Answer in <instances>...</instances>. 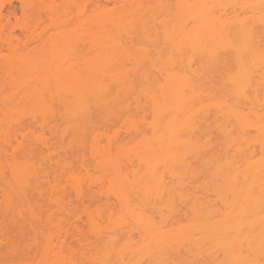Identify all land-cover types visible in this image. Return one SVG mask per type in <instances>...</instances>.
I'll use <instances>...</instances> for the list:
<instances>
[{
    "label": "bare ground",
    "instance_id": "1",
    "mask_svg": "<svg viewBox=\"0 0 264 264\" xmlns=\"http://www.w3.org/2000/svg\"><path fill=\"white\" fill-rule=\"evenodd\" d=\"M19 1L0 0V264H264V0Z\"/></svg>",
    "mask_w": 264,
    "mask_h": 264
},
{
    "label": "rangeland",
    "instance_id": "2",
    "mask_svg": "<svg viewBox=\"0 0 264 264\" xmlns=\"http://www.w3.org/2000/svg\"><path fill=\"white\" fill-rule=\"evenodd\" d=\"M2 1H3V4H4V11H3L4 15H5V14L7 15V13H9V11H13V12H15L17 15L20 13V1H19V0H2ZM56 1H58V2L60 3V2H64L65 0H56ZM74 13H75V12L73 11V9L71 10L70 8H68V9H67V12L64 14V17H66V21H68L69 24L75 23V21H74V18H75V17H74ZM39 15H40L41 18H42L41 21H40L41 26H42V27H49V23H50V14H49L46 10H44V11H41V10H40ZM33 46H35V47L38 46V43H35V44L31 45V47H33ZM3 53L6 54V50H4ZM128 116L130 117L131 115H128ZM132 116H133V115H132ZM201 116H202V115H201ZM201 116H199V117H201ZM121 117H123V116H121ZM121 117H120V118H121ZM126 117H127V116H126ZM133 117H134V116H133ZM138 117H139V116H138ZM138 117H137V118H138ZM120 118H119V119H120ZM122 119H123V118H122ZM118 121H120V120H118ZM120 122H121V121H120ZM120 122H119V123H120ZM121 124H122V123H121ZM120 126H121V125H120ZM122 133H123V132H122ZM214 133H215V132H214ZM215 134H216V133H215ZM212 135H213V134H212ZM216 135H217V134H216ZM213 136H214V135H213ZM218 138H219L218 136L214 137V138H213V141L216 142V139L218 140ZM216 143H217V142H216ZM85 155H88V154H85ZM85 157H86V156H85ZM86 158H87V157H86ZM89 159H90V158H89V156H88V159H87V160H89ZM89 161H90V163H91V159H90ZM198 175H199V174H198ZM166 176H167V175H166ZM199 176H200V175H199ZM199 176H198V177H199ZM190 177L192 178V176H190ZM190 177L188 176L189 179H188V178H187V179L190 180V179H191ZM195 178H196V177H195ZM199 178H200V177H199ZM199 178H198V180H199ZM187 179H185V180H187ZM192 180H193V179H192ZM192 180H190V181H192ZM194 180H195V179H194ZM190 181H188V182L186 183V185H187ZM199 181H200V180H199ZM185 182H186V181H185ZM197 182H198V181H197ZM191 184H192V183H191ZM196 184H197V186L199 185L198 183H196ZM190 186H191V185H190ZM184 187L186 188V189L184 188V190H186L187 193H188V191L191 192L192 189H191V190H188L186 186H184ZM199 187H200V185H199ZM199 187H198V189H199ZM188 188H189V184H188ZM193 189H194V188H193ZM198 189H197V190H198ZM197 190H196V191L193 190L192 193H193V194H194V193H197V192H198ZM194 191H195V192H194ZM199 192L203 193L202 190L199 191ZM97 194H99V193H97ZM101 194H102V196H104L103 193H101ZM101 194H99V195H97V196L100 197ZM72 195H73V194H71L70 196H72ZM102 196H101V199H103V198L105 197V196H104V197H102ZM72 197H73V196H72ZM99 197H98V198H99ZM70 198H71V197H70ZM96 198H97V197H96ZM98 198H97V199H98ZM73 199H74V198L71 199V202L74 201ZM110 199H111V201L109 200V201H110L109 204L111 205V204H112L111 202H113L112 197H111ZM178 199H179V198H178ZM178 199H175V198H174V200L176 201V202L174 201V204H175V205L173 204V206H174V211H175L174 215H175V214L177 215V213L179 214V213H182V212H183V210H181V208H183L182 205H183L184 202L181 200V201H182V202H181L182 204L180 205V206H181V207H180L179 204H178V202H177ZM104 200H105V199H103V202L105 203ZM95 201H96V200H95ZM178 201H179V200H178ZM96 202H97V201H96ZM98 202H99V204L103 203L102 201H101V203H100V200H98ZM113 203H114V202H113ZM73 204H74V202H73ZM177 204H178V205H177ZM102 205H103V204H102ZM107 205H108V204H107ZM156 205H159V204L157 203ZM104 206H105V204H104L102 207H104ZM183 206H184V205H183ZM107 207L109 208L110 206L108 205ZM111 207H112V206H111ZM109 209H110V208H109ZM112 209H114V208H112ZM156 209H157V208H155V210H156ZM183 209H184V208H183ZM155 210L153 209V212H154L155 217H159V218H160V216H158V213H159L158 210H157V211H155ZM165 211H166V209H165ZM184 211H185V210H184ZM155 212H158V213L155 214ZM162 213H164V215H165V213H167V216H170L169 213H168L167 211L164 212V208H163V212H162ZM182 214H183V213H182ZM182 214H180V216H181ZM82 215H83V214H82ZM156 215H157V216H156ZM83 216H84V215H83ZM83 216H82V219H83ZM104 216L107 217V215H105V213H104ZM167 216H166V218H168ZM102 217H103V215H102ZM170 218H175V219H177L178 217L176 218V216L173 217V216L171 215V217H169V220H171ZM103 219H104V217H103ZM103 219H102V220H103ZM105 219H106V218H105ZM160 219H161V218H160ZM160 219L157 218V220H160ZM106 220H107V219H106ZM106 220H105V221H106ZM169 220H168V221H169ZM172 221H174V220H172ZM78 222L81 224L80 226L83 227L82 229H83L84 233L87 234V232H89V230H87L88 227H86L87 225H84V223H81L80 221L77 220V223H78ZM83 222H84V221H83ZM100 222H102V221H101L100 218H99V222H98V223H100ZM103 222H104V221H103ZM103 222H102V223H103ZM169 222H170V221H169ZM104 224H105V223H104ZM83 225H84L85 227H84ZM106 225H107V223H106ZM106 225H105V226H106ZM129 225H130V224H129ZM125 226H128V225L126 224V225H124V227H125ZM102 227H104V226H102ZM80 228H81V227H80ZM85 228H86V229H85ZM125 228H127V227H125ZM127 229H128V228H127ZM118 230H120V229H118ZM107 231H108L107 228H105L104 233H106ZM120 231H121V230H120ZM120 231H119V232H120ZM122 231H123V229H122ZM122 231H121V232H122ZM124 231H125V230H124ZM80 232H81V231H80ZM101 232H102V228H101ZM81 233H82V232H81ZM123 233H124V232H123ZM89 234H90V233H89ZM102 234H103V233H102ZM119 234H121V233H119ZM132 234H134V236H135V233L132 232ZM87 235H88V234H87ZM92 235H93V234H92ZM121 235H123V234H121ZM125 235H126V234H125ZM79 236H80V238H81V235H79ZM84 236H85V235H84ZM126 236H127V235H126ZM82 237H83V235H82ZM88 237H92V236L90 235V236H88ZM122 237H124V236H122ZM122 237H121V239H123ZM27 238H28V236L26 237V239H27ZM29 238H31L30 235H29ZM73 238L75 239V238H79V237H78V236H77V237L75 236V237H73ZM86 238H87V237H86ZM26 239H25V240H26ZM31 239H32V238H31ZM31 239H30L29 241H31ZM71 239H72V238H71ZM81 239H82V238H81ZM81 239H80V240H81ZM90 239L92 240V238H90ZM94 239H96V238H94ZM94 239H93L92 241H94ZM121 239H119V241H121ZM78 240H79V239H78ZM83 240H85V239H83ZM83 240H81V241H83ZM86 240H87V239H86ZM123 240H124V239H123ZM123 240H122V241H123ZM40 241H42V240L40 239ZM71 241H72V240H71ZM75 241H77V240H75ZM88 241H89V240H88ZM122 241H121V242H122ZM72 242H74V241H72ZM83 242H85V241H83ZM90 242H91V241H89L88 244H90ZM25 243H26V242H25ZM27 243H29V242H27ZM119 243H120V242H119ZM71 244H72V243H71ZM81 244H82V242H81ZM24 245H25V244H24ZM75 245H78V244H75ZM82 245H85V243L82 244ZM90 245H91V244H90ZM85 248H87V247H85ZM92 249H93V248H92ZM39 250H40V249H39ZM90 250H91V248H90ZM93 250H94V249H93ZM95 250H96V249H95ZM95 250H94V251H95ZM97 250H98V249H97ZM180 250L183 251V249H180ZM180 250H179V251H180ZM25 251H26V250H25ZM172 252H173V251H172ZM172 252H170V254H171ZM38 253H39V252H38ZM38 253L36 254V252H34V250H29V249H28V251H26V253H25L24 255H27L26 258H28V259L31 261L30 263H33L32 261H33V260H37V258L39 257ZM87 253H88V252L86 251V252H85V256L87 255ZM89 253H91V251H89ZM89 253H88V255L86 256L87 258H88V256H90V255H91V258H92V257H93L92 254H95V252L92 253V254H89ZM173 253H174V252H173ZM173 253H172V254H173ZM180 253H181V252H180ZM183 253H184V252H183ZM183 253H181V254H183ZM175 254H176V253H175ZM175 254H174V255H175ZM174 255H173V257L170 256V255H169V256L172 257V258H174ZM24 257H25V256H24ZM175 257H177V256L175 255ZM88 259H89V258H88ZM168 259H169V257H168ZM168 259H167V261H169ZM84 260H85V259H84ZM86 260H87V259H86ZM195 260H196V259H195ZM198 260H199V259H198ZM202 260H203V259H202ZM90 261H91V260H89V262H90ZM176 261H177V260H176ZM196 261H197V260H196ZM82 262H83V261H82ZM170 262H171V261H169L168 263H170ZM173 262H174V260H173ZM197 262H198V261H197ZM204 262L206 263V261H204ZM30 263H29V264H30ZM84 263H85V262H83V264H84ZM86 263H87V262H86ZM168 263H167V264H168ZM202 263H203V262H202ZM205 263H204V264H205ZM89 264H91V262H90ZM171 264H172V263H171ZM199 264H200V262H199Z\"/></svg>",
    "mask_w": 264,
    "mask_h": 264
}]
</instances>
